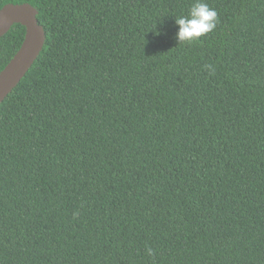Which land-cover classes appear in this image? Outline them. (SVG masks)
<instances>
[{
    "label": "trees",
    "instance_id": "trees-1",
    "mask_svg": "<svg viewBox=\"0 0 264 264\" xmlns=\"http://www.w3.org/2000/svg\"><path fill=\"white\" fill-rule=\"evenodd\" d=\"M194 2L0 0L45 31L0 104V264H264V0L178 44Z\"/></svg>",
    "mask_w": 264,
    "mask_h": 264
},
{
    "label": "water",
    "instance_id": "water-1",
    "mask_svg": "<svg viewBox=\"0 0 264 264\" xmlns=\"http://www.w3.org/2000/svg\"><path fill=\"white\" fill-rule=\"evenodd\" d=\"M16 23L25 27L26 34L18 52L0 72V104L31 68L45 41V31L31 5L9 4L0 10V35Z\"/></svg>",
    "mask_w": 264,
    "mask_h": 264
},
{
    "label": "clouds",
    "instance_id": "clouds-1",
    "mask_svg": "<svg viewBox=\"0 0 264 264\" xmlns=\"http://www.w3.org/2000/svg\"><path fill=\"white\" fill-rule=\"evenodd\" d=\"M174 23L178 26L175 34L178 44L193 43L216 28L218 16L216 10L207 3L195 0L187 15L176 17ZM148 251L151 254V249Z\"/></svg>",
    "mask_w": 264,
    "mask_h": 264
}]
</instances>
